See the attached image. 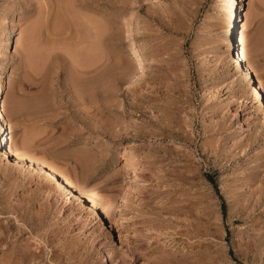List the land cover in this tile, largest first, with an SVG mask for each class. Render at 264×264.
<instances>
[{
	"label": "rangeland",
	"instance_id": "obj_1",
	"mask_svg": "<svg viewBox=\"0 0 264 264\" xmlns=\"http://www.w3.org/2000/svg\"><path fill=\"white\" fill-rule=\"evenodd\" d=\"M243 6L235 35L264 97V0ZM226 14L225 0H0L12 147L110 210L48 196L0 151V264H264V115L228 62Z\"/></svg>",
	"mask_w": 264,
	"mask_h": 264
},
{
	"label": "bare ground",
	"instance_id": "obj_2",
	"mask_svg": "<svg viewBox=\"0 0 264 264\" xmlns=\"http://www.w3.org/2000/svg\"><path fill=\"white\" fill-rule=\"evenodd\" d=\"M225 4L227 14L223 31V44L225 46L226 53L229 56L228 62L233 64L237 78L247 83V92L249 96L256 103L257 109L264 115V97L262 95V88L257 80V77L253 76L254 72L252 69L246 62L244 63L243 46H241V48L239 46V40L241 41V39L238 35H235V31L238 26L245 27L248 23L242 18L244 11V0H225ZM11 43L15 45L17 41L12 38ZM32 43L33 42H31V44ZM33 46L34 45L32 44V47ZM232 51L234 52L232 53ZM139 69L140 73L137 75V78H139V76H141L143 73L144 66H140ZM137 78H135V80ZM3 91V83L0 81V100L3 95ZM5 113L4 107H2L0 104V151H2L6 157L10 156L15 160V163L24 165L31 171L41 173L47 181L45 185V191L47 192L48 196L50 195L51 191L59 192L60 194L64 195L73 194L77 199H80L81 202L83 201V204L78 202L81 207L84 208V205H86L88 208V211L86 212L96 213L97 208L101 209L106 214L110 213L109 205L100 203L95 198L88 196L81 186L73 184L65 177V175H61L56 167L50 165L49 162L41 159L40 157H32L26 152L22 151L19 147H12L13 140L12 136L9 135L7 131L8 122ZM256 128H258L257 125ZM66 198H68V196ZM107 254L110 258H112V255L109 251H107Z\"/></svg>",
	"mask_w": 264,
	"mask_h": 264
}]
</instances>
